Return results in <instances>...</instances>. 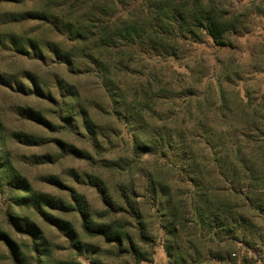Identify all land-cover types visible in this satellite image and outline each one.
Masks as SVG:
<instances>
[{"label": "rangeland", "instance_id": "rangeland-1", "mask_svg": "<svg viewBox=\"0 0 264 264\" xmlns=\"http://www.w3.org/2000/svg\"><path fill=\"white\" fill-rule=\"evenodd\" d=\"M157 1L178 12L161 26L143 13ZM86 4L119 29L139 21L142 40L96 51ZM56 7L81 40L27 15ZM208 17L219 43L196 25ZM25 186L119 222L123 245L87 236L78 212L38 210ZM195 204L220 209L217 239ZM0 235V264H264V0H0Z\"/></svg>", "mask_w": 264, "mask_h": 264}, {"label": "trees", "instance_id": "trees-1", "mask_svg": "<svg viewBox=\"0 0 264 264\" xmlns=\"http://www.w3.org/2000/svg\"><path fill=\"white\" fill-rule=\"evenodd\" d=\"M112 2V0H109ZM172 3L167 4L166 2H153L152 4H149L147 11H143V13L147 14V18L150 16H156V20H154L158 26L162 25L161 17L165 14L166 11H168V8L170 10V13H178L177 9L175 7L172 9ZM55 7V6H54ZM29 16V19L37 20V21H44L46 23L51 24V27H54V29H59L60 31H69L71 33L70 35L77 33L76 39L81 40L83 37L82 34L76 32V26L73 25L72 21L70 20V17L65 14V12L57 10L56 9L52 11H41V12H31L27 13ZM83 17L85 19L84 26L85 28H88L91 33V38L87 39V42H90L89 44L92 47L95 48L96 51L98 50H104L109 52L112 49H115L117 45V40L119 37H123L126 42H128L130 39H133L135 41L142 40V30H141V24L140 22L136 20L127 21L126 24L119 29L118 21L114 20V17L111 14L102 13V10L97 5L93 4H86V7H84V15ZM151 17V18H152ZM154 18V17H153ZM150 19V18H149ZM147 23V25L155 26V23L153 24ZM186 21V19H180L177 20V17L173 18V23L175 25L174 30L171 33H175L179 30V28L182 29L183 22ZM196 25L198 27L203 28L209 36H211L214 40V42H220L221 39L224 37L226 33V28L220 24L218 21H216L214 18H202L199 19L196 22ZM159 35V33H158ZM171 37V36H169ZM86 42V43H87ZM222 43V42H221ZM33 45V44H32ZM224 45V44H222ZM34 49V46H33ZM68 152L72 155H76L77 151L73 147H68ZM54 185L62 188L64 187L60 182L54 180ZM191 184H193L192 181H190ZM23 185H26L23 183ZM17 187V185L15 186ZM26 191L29 192V188L25 186ZM195 190L194 193L197 192V185L194 184ZM152 188L154 192L158 193L159 186L158 184H153ZM234 191V189H231ZM31 194V197L29 199V202L35 206L38 210H42L45 208H50L53 210H58L63 213H71V212H78L80 218H81V227L83 232L89 236V237H99L103 238L107 243L109 244H115L119 247H121L124 243L125 239V227L120 224L119 222H106V223H100L95 220L90 219L79 207L80 202L77 200V208L73 206H67L64 202L47 195H44L42 193L38 192H32L30 190L29 192ZM195 198V195H194ZM246 200L249 202V199L246 198ZM109 203V202H108ZM110 205V206H109ZM110 209L112 211H117L112 204H108ZM176 210V211H175ZM220 209H217L216 211L209 212L207 209L200 208V206L197 204L191 206V212L194 217V224L197 228V231L199 234H201V238L203 239H217V232L215 230L223 225V222L220 221V215L218 212ZM210 213V214H209ZM173 218L174 220L179 214L178 209L172 210ZM45 221H50V219L47 216H44ZM172 225H175V222H172ZM27 231V229H26ZM173 232H177L175 227L173 226ZM28 233L32 239V241L36 242V233L32 228L28 230ZM175 235V234H174ZM0 239H2L4 242L7 243V245L10 247L11 252H13L12 245L9 243V240L7 237L1 236ZM74 248L78 249L77 246L72 245ZM173 249V246L171 247ZM254 253H260V251H257L255 248ZM171 250L169 249L168 254L170 255ZM39 261V260H38ZM196 264L200 262H195Z\"/></svg>", "mask_w": 264, "mask_h": 264}, {"label": "built area", "instance_id": "built-area-1", "mask_svg": "<svg viewBox=\"0 0 264 264\" xmlns=\"http://www.w3.org/2000/svg\"><path fill=\"white\" fill-rule=\"evenodd\" d=\"M255 249H256L257 251H260L261 247H260L259 245H257V246L255 247ZM232 258H233V259H237V258H238V255H237V254H233V255H232Z\"/></svg>", "mask_w": 264, "mask_h": 264}]
</instances>
